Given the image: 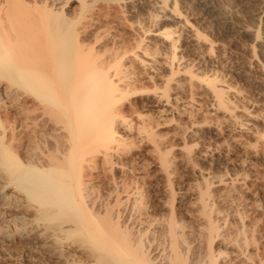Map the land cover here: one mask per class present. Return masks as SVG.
Returning <instances> with one entry per match:
<instances>
[{"label": "rangeland", "instance_id": "374dc122", "mask_svg": "<svg viewBox=\"0 0 264 264\" xmlns=\"http://www.w3.org/2000/svg\"><path fill=\"white\" fill-rule=\"evenodd\" d=\"M53 1L59 6L62 0ZM64 7L74 11L78 0H68ZM90 9L81 35L95 41V47H115L119 52L131 48L133 52L123 60V68L132 73L129 81L144 88L160 86L124 100L130 122L117 121V137L131 148L114 155L113 169L106 171L130 185V201L145 197V215L140 221L136 217L134 226L149 228L151 234L164 230L172 208L182 217L194 248L191 258L203 255L205 217L198 184L205 189L203 182L208 181L209 195L204 199L221 234L212 242L215 253L221 252L218 264H264V0H167V7L157 0H96ZM164 26L173 30L171 39L160 34ZM170 51L175 53L173 62ZM170 62L179 70L168 81L171 89L166 98L161 86L171 73ZM186 65L199 75L216 77L232 111L217 105L207 83L192 78L195 84L190 86V75L182 69ZM3 88L1 83L0 92ZM3 100L8 102L5 107L10 105L12 123L17 106L6 97ZM143 124L156 133L155 143L140 131ZM12 125L15 132L21 130L16 120ZM158 149L169 151L166 171L160 166ZM97 160L96 171L106 179L101 155ZM102 192L106 194L105 188ZM32 230L26 237L0 238V264L55 262L49 245L46 248Z\"/></svg>", "mask_w": 264, "mask_h": 264}, {"label": "bare ground", "instance_id": "6f19581e", "mask_svg": "<svg viewBox=\"0 0 264 264\" xmlns=\"http://www.w3.org/2000/svg\"><path fill=\"white\" fill-rule=\"evenodd\" d=\"M95 1L78 0V7L70 11L64 7L68 0L59 6L53 0H0V84L6 99L17 106L12 123L16 120L21 127L15 132L7 111L10 105L5 107L0 92V107H5L3 115L0 111V238L26 237L35 229L34 236L46 248L49 245L51 258H46L55 260L53 264H218L221 252L215 253L212 242L221 234L204 199L209 195L208 181L203 182L205 189L198 184L205 217L204 254L191 258L194 248L182 217L171 208L164 230L151 234L149 228H136V217L146 209L145 197L130 201V185L117 181L115 174L107 175L114 155L131 148L117 137V121L130 122L124 100L160 86L144 88L129 81L132 73L123 68V60L131 48L119 52L118 47H95V41L81 35ZM157 1L167 7V0ZM171 9L175 11L176 4ZM159 30L168 38L173 33L165 26ZM172 62L167 83L161 86L166 98L168 81L179 70ZM182 69L190 75V86L195 84L192 78L207 83L217 105L232 111L216 77L199 75L187 65ZM139 129L156 142L151 128L143 124ZM157 152L166 171L169 151ZM99 155L106 179L96 171ZM169 198L172 204L173 193ZM243 240L247 245L249 238Z\"/></svg>", "mask_w": 264, "mask_h": 264}]
</instances>
